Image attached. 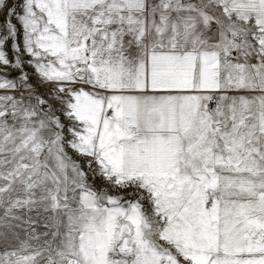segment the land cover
<instances>
[{"label":"snow or ice","instance_id":"snow-or-ice-1","mask_svg":"<svg viewBox=\"0 0 264 264\" xmlns=\"http://www.w3.org/2000/svg\"><path fill=\"white\" fill-rule=\"evenodd\" d=\"M0 264H264V0H0Z\"/></svg>","mask_w":264,"mask_h":264}]
</instances>
